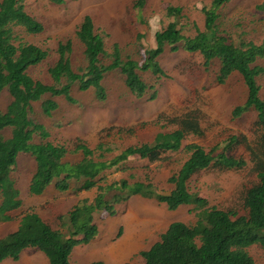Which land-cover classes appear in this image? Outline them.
Masks as SVG:
<instances>
[{
	"label": "trees",
	"instance_id": "obj_1",
	"mask_svg": "<svg viewBox=\"0 0 264 264\" xmlns=\"http://www.w3.org/2000/svg\"><path fill=\"white\" fill-rule=\"evenodd\" d=\"M49 1L53 5L65 2ZM231 1L212 0L209 7L202 8L204 29L201 31L194 25L192 37L185 36L179 26L182 8L169 7L166 16L173 21L155 34L153 47L142 44L145 36L138 35L141 61L122 60L117 48L109 54L104 37L96 32L92 19L86 16L75 33L85 66L73 70L72 42L61 43L56 51L57 61L47 70L51 84H44L34 80L28 71L44 62L47 52L21 42L16 33L20 30L27 35H38L43 31L42 25L25 11L24 0H0V95L7 90L11 97L6 110L0 112V224L17 223L14 232L0 238V264L5 260L17 262L27 248L42 252L48 264H72L73 249L88 244L97 235L94 213L114 215L115 206L124 203L128 195L155 197L158 203L172 211L189 205L199 211L190 224H170L158 242L139 253L142 264H257L248 249L256 246L264 251V100L257 83V79L264 76V67L257 64L264 59V41L259 45L246 41L236 44L219 30V12ZM144 5L145 0H139L135 8L141 11ZM180 49L199 55L206 68L217 62L216 82L220 85L234 74L241 78L246 98L231 115L234 119L250 113L255 115L252 140L242 134L232 135L209 152L196 144L184 145L187 137L203 135L198 115L188 112L168 121L174 130L159 132L151 143L129 147L108 159L113 150L105 144L90 149L83 142H76L72 148L50 142L49 132L34 118L33 105L36 103H40L41 113L46 118H51L58 109L56 98L75 104L71 95L74 89L82 93L92 91L99 102H104L107 94L103 80L111 73L123 77L126 89L133 96L142 98L152 91L150 100H155V86H148L143 75L150 74L157 80L166 76L159 58L167 50L174 53ZM5 130H10L9 138L3 137ZM117 134L131 136L135 131L118 130ZM239 149L248 154L249 159L236 155ZM181 150H186L189 156L169 177L172 188L167 193H154L147 182L129 184L121 180L107 185L106 172L120 171L129 158L155 163L166 154ZM20 155H28L35 162L28 186L29 196L40 197L50 187L62 194L96 189L95 203L78 204L59 215V229L51 228L33 210L24 211L12 177ZM247 160L256 182L242 194V214L215 207L204 209L207 201L190 192V181L199 173L212 169L241 171L247 167Z\"/></svg>",
	"mask_w": 264,
	"mask_h": 264
},
{
	"label": "rangeland",
	"instance_id": "obj_2",
	"mask_svg": "<svg viewBox=\"0 0 264 264\" xmlns=\"http://www.w3.org/2000/svg\"><path fill=\"white\" fill-rule=\"evenodd\" d=\"M138 1L65 0L63 5H53L49 0H24L25 11L42 25L43 31L38 35H27L20 30L16 33L21 42L36 45L47 52L46 60L30 68L28 74L36 81L51 84L47 70L57 61L58 45L67 41L73 45L70 57L73 70L84 67L82 48L75 39V33L86 16L92 19L96 32L104 37L109 54L117 48L122 60L131 58L141 61L138 35L144 34L142 44L153 47L155 34L173 21L166 16L169 7L182 8L179 26L185 36L192 37L195 35L194 25L203 31L201 9L209 7L212 0H145L141 11L135 8ZM219 14V30L230 42L238 44L246 41L259 45L264 41V0H232ZM140 54L143 56V51ZM158 61L166 76L157 80L150 74L143 75L148 86H155V100H150L152 91L142 98L133 96L126 89L123 77L111 73L103 80L107 94L104 102H99L92 91L82 93L74 89L71 95L75 104L56 98L58 109L51 118H46L41 113L40 103H36L33 105L34 118L49 132L50 142L64 144L68 148L76 142H83L90 149L105 144L113 150L108 159L129 147L151 143L159 132L174 130L175 127L168 121L188 112L198 115L203 135L187 137L184 145L196 144L209 152L232 135L242 134L252 140L251 127L255 115L250 113L238 119L231 115L233 109L243 104L246 98V88L237 74L220 85L216 82L217 62L206 68L199 55L181 49L174 53L167 50ZM257 64L264 67V59ZM257 83L264 100V76L259 77ZM10 101V95L4 90L0 95V112L6 110ZM144 124L145 128L142 127ZM128 129H133L135 135L117 134L118 130ZM2 134L4 138H9L10 130ZM236 155L249 159L242 149ZM188 156L186 150H181L168 153L155 163L129 158L120 171L112 169L106 172L107 185L121 180L129 184L147 182L152 185L154 193H167L172 188L168 183L169 177L180 169ZM34 169V160L28 155H20L12 177L20 192L22 209L33 210L51 228L59 229L58 216L73 206L95 203L98 196L96 189L79 193L72 190L62 194L50 187L40 197L29 196L28 186ZM255 182L256 176L248 161L247 167L241 171L212 169L201 172L192 178L189 189L207 201L204 209L215 207L242 214V194ZM198 212L193 205L172 211L158 203L155 197L128 195L124 203L115 206L114 215L94 213L97 235L88 244L75 247L70 262L142 264L139 253L158 242L170 224H190L196 220ZM16 228L17 223L0 224V238ZM248 251L257 264H264L263 250L252 246ZM1 264H48V260L42 252L27 248L17 262L5 260Z\"/></svg>",
	"mask_w": 264,
	"mask_h": 264
}]
</instances>
